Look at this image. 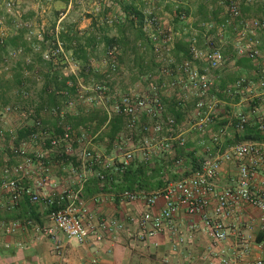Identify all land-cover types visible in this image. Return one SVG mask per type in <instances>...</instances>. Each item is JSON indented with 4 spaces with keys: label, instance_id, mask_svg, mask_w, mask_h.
Segmentation results:
<instances>
[{
    "label": "crops",
    "instance_id": "obj_1",
    "mask_svg": "<svg viewBox=\"0 0 264 264\" xmlns=\"http://www.w3.org/2000/svg\"><path fill=\"white\" fill-rule=\"evenodd\" d=\"M90 2L93 4V0ZM173 2L175 1H162L163 6L153 7L155 14L160 18L161 26L167 31L175 29L180 33L181 31L173 24L174 20L180 22L185 36L196 35L203 48L206 47L207 37H213L217 29L221 28L222 33L224 28H230L227 26L226 11L220 0H180L177 5ZM74 4L73 0L54 2L33 0L32 3H24V13L20 15L19 21L45 25L48 30L47 37L59 32L65 42L68 56L59 64L45 63L40 54L34 53L29 46L26 57L33 59L32 65H26L24 57L13 66L9 75L0 71V77L6 83V87L0 89V101L21 106V112L12 116L7 125L16 130L19 136L26 137L31 132L34 119L30 116V111H34L43 119L50 133L60 137L63 134L60 118L53 114L51 109L64 106L65 96L62 92L77 91L80 87L91 89L96 83L109 82L111 95L106 103L81 102L74 113L66 110L65 121L76 129L79 135L81 131H85L86 141L65 143L61 150H42L37 146L34 151L45 153L46 164L51 173L50 184L43 189L42 196L57 195L68 189H76L80 181L78 174H86L88 181L81 196L86 208L95 217L96 222H116L118 227L109 231L94 225L96 233H91L87 242L80 244L66 237L45 214L41 213L38 206L32 205L26 198L11 214L4 213L0 207V264H218L214 254L213 238L206 230L202 218L191 216L184 209H181L173 220V227L178 231L180 239L175 236L173 228L169 225L165 227L163 233L154 238L144 242L137 238V226L131 223L130 218L141 214L145 210V205L143 202H126L119 195L125 190H130L129 188L138 187L142 182V185L144 182L149 184L147 189L151 192L159 190L163 184V175L160 185L158 183L160 177H154L146 166L148 163L143 161L139 150L144 136L140 131L134 135L137 152L129 168L130 173L125 177L111 174L109 182H102L97 177L102 172L101 169L90 167V163L83 155L86 150H90L101 155L109 164H120L124 153L131 150L132 146L129 143L130 137L127 138V144L116 146V143H110L109 134L118 136L125 134L127 124V119L123 115L112 111L114 98L128 94L149 96L154 88L158 89L168 113L179 117L178 136L173 143L174 152L169 155L155 149L153 153L157 167L162 168L171 180L179 181L188 174V169L204 157L205 146L211 143V134L222 128L228 129V137L220 152L242 142H264V131L259 130V121L264 119V93L256 84L264 71V64L260 60H251L253 71H247L235 63L239 78L248 77L256 86L234 97L227 96L225 91L236 79L233 81V77L228 75L227 71L224 72L225 68L216 73V85L210 92L209 100L221 102L220 117L212 132L198 135L188 120V116L193 114L195 108V98L189 96L187 99L179 90L172 91L162 87L165 81L161 74L163 64L155 57L152 43L146 33H142L146 42L144 39L137 40L138 33L129 22L134 19L133 23L137 27V20L134 16L127 19L123 10L124 5L117 8L122 22L109 33L104 30L99 15L93 13L90 15L89 11L87 15H74L72 11ZM173 7L176 11H184L188 20L178 21ZM29 8H33L34 11H25ZM253 9V6L244 4V15L254 17ZM172 17L175 19L171 20ZM262 18L264 19L263 16ZM203 22L212 23L213 31L205 32L200 27ZM121 27L123 29H119ZM231 32L234 34L232 29ZM11 36L12 33L8 34V37ZM106 36L118 44L119 70L114 75L110 74L109 66L106 64L107 48L103 42ZM185 36H177L172 53L178 63L189 58ZM262 51L264 53V38ZM84 57L89 61H84ZM181 76L180 73L174 72V77ZM23 91L29 93V99L20 98L19 94ZM87 95L92 97L94 93L88 92ZM179 105L182 108L179 109ZM238 114H245L250 119L243 133L236 130ZM139 123H152V120L146 114H142ZM179 139H184L183 145ZM70 147L71 151H68ZM8 149L11 150V147L7 145L0 149V181L4 167L12 166L14 163L9 160ZM177 161H181V164H176ZM239 165L238 160L222 164L217 179L220 190L236 185ZM254 186L256 191L264 192L262 175L256 178ZM1 196L2 202L6 203L8 195L2 193ZM214 205L215 203L210 210L211 218L223 225L229 233L228 240L222 245L226 255L230 257L236 252L249 249L250 253L242 258V263L255 264L257 260L263 258L264 214L243 203L232 216L217 217L213 214ZM164 206V200L159 199L155 211L161 212ZM13 221L19 222L20 227L15 234L8 235L5 228ZM29 221L33 224H27ZM97 235L103 237L102 241L97 239Z\"/></svg>",
    "mask_w": 264,
    "mask_h": 264
},
{
    "label": "built area",
    "instance_id": "obj_2",
    "mask_svg": "<svg viewBox=\"0 0 264 264\" xmlns=\"http://www.w3.org/2000/svg\"><path fill=\"white\" fill-rule=\"evenodd\" d=\"M220 4L226 11L227 26L233 30L236 36L234 50L238 57L252 61L263 60L264 64L262 51L264 19L247 16L243 13L244 4L264 7V0H220ZM6 6L11 11L14 7L13 0L7 1ZM144 16L143 31L152 43L155 57L163 64L161 74L165 77V81L162 87L172 91L179 90L185 95L184 98L188 99L189 96L195 98L193 114L188 116L189 125L198 135L212 132L213 126L220 117L222 104L216 100H209V95L216 85V73L225 68L227 62L224 49L225 34L222 32L218 39L207 37L204 48L200 46L196 35L187 36L189 58L178 63L172 55L177 34L164 29L155 12L149 9L145 10ZM180 19L186 22L188 17L182 13ZM115 22L118 23L119 20L116 18L109 20L110 24ZM31 27L29 23L19 25V28L28 32L29 41H31L32 35L38 38L40 43L33 45L32 50L34 53L40 54L44 62L59 64L67 59L66 46L59 32L51 34L52 39L49 40L43 27L35 32L31 31ZM200 27L207 33L214 29V25L207 22L202 23ZM22 52V49L8 50L3 58V71L9 72L11 70L9 63L18 58ZM107 55L110 59V73L116 74L119 70L118 49H110ZM32 63L31 59L26 60L27 65H32ZM173 67L175 68L173 69ZM175 71L182 76L174 77ZM256 84L264 93V71L260 74ZM255 86L253 80L241 77L232 86L227 87L225 93L227 96L234 97L252 90ZM88 92L94 93V96L89 97ZM110 95L109 82L93 85L91 89L80 87L76 96L69 98L66 109L52 108V113L60 118L63 130L60 137H54L44 124L43 119L38 117L34 111H30V116L34 119L33 128L25 138L20 139L16 130L3 128L1 125L7 124L13 115L19 114L21 106L15 103L5 104L0 101V126L2 127L0 128V143H7L9 140L14 143L9 157V160L14 163L12 166L4 167L3 177L0 181V207L4 213L15 212L22 201L27 198L32 205L38 206L41 213L45 214L66 237L80 244L86 243L90 234L95 232L96 226L94 225L109 231L118 227L116 222H96L95 217L86 208L81 198L88 181L86 174H78L80 181L76 189H68L57 195L42 196L43 189L50 184L51 173L46 164L45 153L34 151L37 146L42 150H54L61 148L65 143L86 141L85 131H81V135H79L78 131L65 121L66 110L74 113L81 102L106 103ZM19 96L23 100L30 97L29 93L25 91L21 92ZM112 111L127 119V128L130 133L129 143L132 148L124 153L123 160L118 165L109 164L101 155L93 151L86 150L84 152L83 156L90 163V167L101 169L102 172L97 177L102 182H109L111 174L123 175L131 167L137 152L134 135L138 131L144 136L139 151L143 161L150 163L151 167L155 166L153 161L155 149L169 155L174 152L173 143L178 136V122L175 116L168 113L157 88H154L149 96L128 94L115 97ZM142 114H146L152 123L140 124L139 118ZM249 123L250 119L247 115L238 114L236 130L243 133ZM259 130L264 131V119L259 121ZM227 137V128L212 133L211 143L205 146L204 157L196 165H192L187 171L188 174L181 180H171L168 174L164 173L163 184L155 192L141 189L125 190L120 193L119 197L126 202H143L145 205V210L141 214L130 218L131 223L137 226V238L141 242L160 235L167 225L173 228V233L180 239L178 231L173 227V220L176 214L184 209L189 215L202 218L206 230L213 238L214 254L218 264H244L242 258L250 253L249 249L236 252L233 256L228 257L222 245L228 240L229 233L223 225L216 223L211 218L210 210L215 203L213 214L217 217H229L241 204L246 203L264 214V192L256 191L254 186L259 175L264 178V142H242L220 152ZM179 141L182 145L184 144V139H179ZM68 151H71V147L68 148ZM233 160L240 162L237 183L232 188L220 190L217 179L222 164ZM176 164H181V161H177ZM2 193L8 195L6 203L2 202ZM159 199L164 200L165 206L161 212L157 213L155 209ZM27 224L31 225L33 222L29 221ZM87 225L92 226L88 227ZM19 227L20 223L13 221L5 228V233L13 235ZM97 239L102 241L103 237L97 235ZM255 264H264V257L257 260Z\"/></svg>",
    "mask_w": 264,
    "mask_h": 264
},
{
    "label": "rangeland",
    "instance_id": "obj_3",
    "mask_svg": "<svg viewBox=\"0 0 264 264\" xmlns=\"http://www.w3.org/2000/svg\"><path fill=\"white\" fill-rule=\"evenodd\" d=\"M7 1H9V0H0V44L1 45L3 44L2 42H4L8 38V34L12 33V35L15 36L19 30L23 29V28H19V25L21 23L31 24V26H32L31 31L32 32L38 31L39 29H41L43 27L45 29L46 33H48L47 27L43 24L19 21L20 15H22V13H24V10H23L24 3L25 2L32 3L33 0H13L14 7L11 9V11L6 6ZM47 1H53L54 2V1H59V0H47ZM73 1L75 3L73 5V9H72V11L74 12V15H76V16L87 15L88 11L91 12L90 15H92V13L99 15L102 18L104 30L111 33L113 31L114 27L116 25H119L122 22L119 14H118L119 13V11L117 9L118 6L122 7L123 5L132 3L136 7H138L139 9H141L143 11L149 9L150 11L154 12V10H153L154 6H156L157 8H160L161 6L164 5V4H162V1H171V2L175 1L173 3H174V5H177L180 0H93V4H91V2H90L91 0H73ZM95 2H98V3L95 5L94 4ZM253 8L254 9L252 10L253 11L252 15L256 18L263 19L262 16L264 17V7L263 8L253 7ZM173 10L176 11L175 7H173ZM25 11L28 12V11H34V10H33V8H29V9H26ZM129 16L132 17V14ZM114 18L118 19L119 22L118 23L115 22L114 24H110L109 20L114 19ZM166 18L169 19L168 17H166ZM170 19L173 20V19H175V17H172ZM178 19H179L178 21H182L180 18H178ZM120 20H121V22H120ZM174 21L175 22H173V24L175 25V28L179 29L181 32L179 33L177 31H175V29L173 32L176 33L177 36L179 35V37L183 36V35L185 36L184 31L181 29V27H183L181 25V23L176 22V20H174ZM203 23H206V22H203ZM207 23H210V22H207ZM171 27H172V24H171ZM167 29H169V27H167ZM169 31H171V30H169ZM222 31H223V33L226 32V34L224 33L225 34L224 49H225V53H226V57H227V62L225 65L224 72L227 71L228 72L227 74L231 75L233 77V81H234L235 79L237 80V78H239V76H238L239 73H238L237 69L235 68L236 67L235 63L239 60H242L243 58L238 57V55L236 54V52L234 50L235 43H236V36L231 32V29L226 27ZM220 32H221V28L217 29V31L213 34V38L218 39V37L221 35ZM27 34H28V32L25 30V40L30 44V47L32 49V46L35 44H38L39 40L36 36L32 35L31 41H29L27 38L28 37ZM185 37H187V36H185ZM47 39L51 40L52 37L48 36ZM177 39H178V37L176 38V41H177ZM43 48H45V47L43 46ZM112 48L118 49L117 45L113 46ZM112 48H110V49H112ZM8 50H11V49H8ZM17 50H19V49H17ZM22 51H23L22 54L18 58H16L15 60H12L9 63L11 69L13 68V66H15L24 57H25V60H24L25 64H26V60L28 58L31 59L33 62L32 58L24 56V50L23 49H22ZM7 52L8 51H6V53H4V54L3 53L0 54V71L3 73H7V75H9L11 70L9 72H5V71H3V68H2L3 58L7 54ZM118 52H119V49H118ZM118 58H119V55H118ZM109 61H110V59L107 55L106 56V64L108 66H109ZM260 61L263 63V60H260ZM241 68H243L247 71H253L251 63L244 65V66H241ZM233 81H231V82H233ZM3 125L5 126V128H10L7 126L8 123L3 124ZM3 125H1V126L3 127ZM1 126H0V128H2ZM11 129H13V128H11ZM13 144H14L13 141H10V140L7 143H0V149H3L6 145L12 147ZM8 150H10V149H8Z\"/></svg>",
    "mask_w": 264,
    "mask_h": 264
},
{
    "label": "trees",
    "instance_id": "obj_4",
    "mask_svg": "<svg viewBox=\"0 0 264 264\" xmlns=\"http://www.w3.org/2000/svg\"><path fill=\"white\" fill-rule=\"evenodd\" d=\"M123 7V6H122ZM123 10L126 12V16H127V19H129V15L132 14V16L135 17V19H137V27L135 26V24L133 23L134 19L132 21H129L130 24L132 25V27H134L135 31L138 33V37H137V40H143V34L144 31L143 30V23H144V19H145V16H144V11L139 9L138 7H136L134 4L132 3H129V4H126L124 5L123 7ZM182 13H185L184 11H181V10H177L176 11V18L177 20H179L178 18L181 17V14ZM186 14V13H185ZM121 22V20H120ZM130 25V26H131ZM139 25V26H138ZM117 26V25H116ZM119 29H123V27L119 28ZM142 35V37H141ZM62 39V38H61ZM144 41L146 42V40L144 39ZM64 42V41H63ZM103 42L105 44V47L107 48V52L110 48H112L113 46L115 45H118L113 39H111L110 37L106 36L104 39H103ZM3 44L1 45L0 44V54L5 52V51H8L7 48H12V49H23L24 50V56H26V52L30 46V44L25 40V29H21L18 31V33L15 35V36H11V37H8L4 42H2ZM65 43V42H64ZM85 58V57H84ZM84 61H89L87 60V58L84 59ZM251 60L250 59H242V60H239L237 61L238 65L239 66H244V65H247V64H250ZM45 63H48V62H45ZM53 64V63H51ZM110 68V67H109ZM110 71V70H109ZM111 74V73H110ZM114 75V74H112ZM5 80L2 79L0 77V89L2 88H5L6 87V83L4 82ZM94 85H97L94 84ZM78 90L76 91H64L62 92V94L65 96V101H64V106L61 107V106H56V107H60V108H63V109H66V104L69 100V98H74L77 94ZM183 105V104H181ZM56 107H53V108H56ZM182 108L180 105H179V109ZM176 119H177V122L179 120V117L176 116ZM44 122V121H43ZM179 123V122H178ZM63 131V130H62ZM125 134L121 135V136H118V134H112L110 133L109 134V140H110V143L111 144H114L116 143L117 145L116 146H120V145H123V144H127V138H129L130 136V133H129V130L127 128V124H126V129H125ZM54 136V135H53ZM124 136V137H123ZM55 137V136H54ZM20 139L22 138H25V137H21L19 136ZM63 146L61 148H59V150H61L62 148H64V144H62ZM154 161V164L155 166L154 167H151L150 163H148L146 166L147 168H149V171L152 172V174L154 175V177H160V181L158 182L160 185L162 184V175L165 173L163 171L162 168H158L156 163H155V160L153 159ZM130 169L126 170V172L123 174V176H127L130 171ZM147 172V170H146ZM145 180V179H144ZM142 183H139L138 184V187H134L133 188H129L130 190H133V191H136V190H146L147 192H151L150 189H147L148 185L146 182H144V185H142Z\"/></svg>",
    "mask_w": 264,
    "mask_h": 264
}]
</instances>
